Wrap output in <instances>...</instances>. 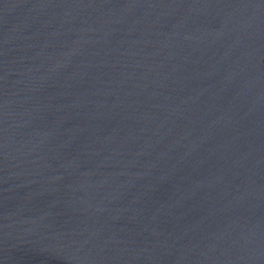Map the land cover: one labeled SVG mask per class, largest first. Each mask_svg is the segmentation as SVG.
<instances>
[{
	"label": "water",
	"instance_id": "obj_1",
	"mask_svg": "<svg viewBox=\"0 0 264 264\" xmlns=\"http://www.w3.org/2000/svg\"><path fill=\"white\" fill-rule=\"evenodd\" d=\"M0 264H264V0H0Z\"/></svg>",
	"mask_w": 264,
	"mask_h": 264
}]
</instances>
